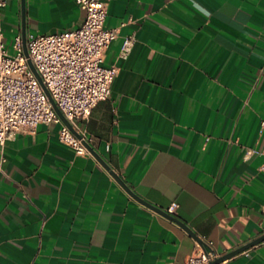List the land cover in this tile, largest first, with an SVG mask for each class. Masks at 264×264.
<instances>
[{"label":"crops","instance_id":"0c3cea01","mask_svg":"<svg viewBox=\"0 0 264 264\" xmlns=\"http://www.w3.org/2000/svg\"><path fill=\"white\" fill-rule=\"evenodd\" d=\"M21 0L0 10L17 35L75 28V0ZM118 72L86 120L92 145L140 196L227 253L264 234V0H110ZM132 45L125 53L126 37ZM58 123L5 146L0 264H184L199 243L131 196ZM248 252V254L246 253ZM225 264H264V241Z\"/></svg>","mask_w":264,"mask_h":264},{"label":"built area","instance_id":"2783aa9c","mask_svg":"<svg viewBox=\"0 0 264 264\" xmlns=\"http://www.w3.org/2000/svg\"><path fill=\"white\" fill-rule=\"evenodd\" d=\"M10 0H0V10ZM84 19L79 26L52 33L30 34L27 40L29 58L39 72L57 106L70 121L77 135L58 115L38 77L28 63L22 38L15 37V52L9 51L0 29V179L4 175L5 146L23 130L35 131L41 123H58L59 140L78 154L90 153L86 143L93 138L81 125L93 108L111 93L117 66H105L110 43L118 36L115 28L106 26L110 0H75ZM132 45L126 37L123 51ZM264 129V120L261 123ZM179 204L173 201L167 209L175 215ZM191 251L184 264H210L220 256L213 241ZM248 254V252L246 251ZM226 259L218 264H225Z\"/></svg>","mask_w":264,"mask_h":264},{"label":"water","instance_id":"95a60500","mask_svg":"<svg viewBox=\"0 0 264 264\" xmlns=\"http://www.w3.org/2000/svg\"><path fill=\"white\" fill-rule=\"evenodd\" d=\"M21 6H22V25L23 28L26 24V0H21ZM25 31H23V50L25 55L28 57V63L31 67V69L34 71V73L36 74V76L38 77L39 81L41 82L45 92L47 93L48 97L50 98L56 112L58 113V115L62 118V120L77 134L79 135V133L73 128L72 124L70 123V121L66 118V116L64 115V113L60 110V108L57 106V104L55 103L54 99L52 98L50 91L48 90L47 86L45 85V83L43 82L39 72L37 71V69L35 68L32 60L29 58V52H28V45H27V38L24 35ZM87 148L89 149V151L98 159V161L107 169L109 170V172L113 175V177L122 185V187L131 195L133 196L135 199H137L138 201H140L141 203L147 205L148 207L156 210L157 212L169 217L170 219L174 220L175 222H177L178 224H180L185 230H187V232L189 234H191L197 241H199V243L201 244H205V240L199 236L187 223H185L184 221H182L181 219H179L177 216L168 213L165 209L158 207L157 205L151 203L150 201L146 200L145 198H143L142 196H140L138 193H136L131 186L128 185V183L121 177V175H119V173H117L110 165L109 163L106 161V159L94 148V146L91 143H86ZM264 241V234L253 239L252 241L236 248L233 249L227 253H223L220 256H218L217 258H215L214 260H212L210 262V264H218L220 262H222L223 260L236 255L244 250H246L247 248Z\"/></svg>","mask_w":264,"mask_h":264}]
</instances>
